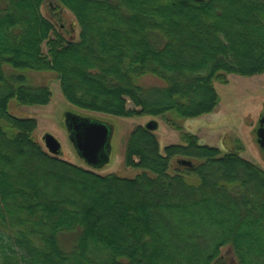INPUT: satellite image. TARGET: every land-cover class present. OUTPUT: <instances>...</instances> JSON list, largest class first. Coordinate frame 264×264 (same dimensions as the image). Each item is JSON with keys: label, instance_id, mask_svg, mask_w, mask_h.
Returning a JSON list of instances; mask_svg holds the SVG:
<instances>
[{"label": "trees", "instance_id": "1", "mask_svg": "<svg viewBox=\"0 0 264 264\" xmlns=\"http://www.w3.org/2000/svg\"><path fill=\"white\" fill-rule=\"evenodd\" d=\"M46 1L0 0V264H216L226 246L235 264H264L255 162L191 131L161 149L138 125L124 164L141 172L99 174L51 154L37 120L9 111L12 99L47 105L50 87L28 74L52 72L78 108L181 129L216 108V81L264 72V0H52L77 39L43 14Z\"/></svg>", "mask_w": 264, "mask_h": 264}, {"label": "rangeland", "instance_id": "2", "mask_svg": "<svg viewBox=\"0 0 264 264\" xmlns=\"http://www.w3.org/2000/svg\"><path fill=\"white\" fill-rule=\"evenodd\" d=\"M52 0L42 5V12L52 18L58 31L64 36L77 39L79 27L74 16ZM29 81L32 84L48 85L52 91L51 100L47 105L26 106L15 99L9 103L11 114L37 120L35 139L43 147L44 135L51 133L61 144L62 157L76 165L91 169L99 174L116 173L124 177H134L140 169L127 167L124 164L125 147L129 134L138 125L145 126L149 120L159 122V128L153 131L160 143L161 149L166 145L181 143L182 133L194 132L202 141L211 146H217L224 152H237L243 157L264 168V151L257 141L259 121L264 115V72L252 76L229 74L228 83L215 82L219 93V103L216 108L199 117L180 120L181 129L170 125L163 116L118 117L104 113L84 110L70 104L64 97L60 81L52 72H30ZM146 85H161L154 77L142 79ZM129 107H133L128 102ZM73 112L79 116L93 118L109 123L113 127L111 139L110 161L102 167L94 168L88 165L77 153L69 139L65 123V114ZM72 237H64L69 241ZM236 259L229 246L221 250V257L216 264H235Z\"/></svg>", "mask_w": 264, "mask_h": 264}, {"label": "water", "instance_id": "3", "mask_svg": "<svg viewBox=\"0 0 264 264\" xmlns=\"http://www.w3.org/2000/svg\"><path fill=\"white\" fill-rule=\"evenodd\" d=\"M65 123L68 136L74 145L78 155L91 167L99 168L110 161L112 150L111 139L113 127L101 120L79 116L73 112L65 114ZM257 130L258 143L264 151V115L261 117ZM159 123L150 120L146 128L157 130ZM44 143L47 150L56 156L62 155L61 144L51 133L44 135ZM180 163L189 165L190 162L181 160Z\"/></svg>", "mask_w": 264, "mask_h": 264}]
</instances>
